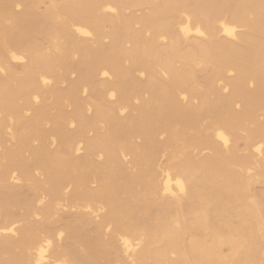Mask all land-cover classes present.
<instances>
[{
	"label": "bare ground",
	"instance_id": "6f19581e",
	"mask_svg": "<svg viewBox=\"0 0 264 264\" xmlns=\"http://www.w3.org/2000/svg\"><path fill=\"white\" fill-rule=\"evenodd\" d=\"M0 264H264V0H0Z\"/></svg>",
	"mask_w": 264,
	"mask_h": 264
}]
</instances>
